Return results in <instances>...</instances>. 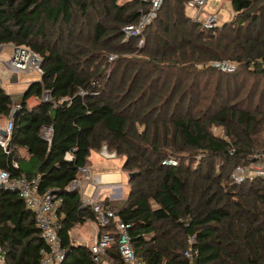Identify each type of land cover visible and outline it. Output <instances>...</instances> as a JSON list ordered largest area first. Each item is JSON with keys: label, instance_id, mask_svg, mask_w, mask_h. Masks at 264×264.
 <instances>
[{"label": "trees", "instance_id": "obj_1", "mask_svg": "<svg viewBox=\"0 0 264 264\" xmlns=\"http://www.w3.org/2000/svg\"><path fill=\"white\" fill-rule=\"evenodd\" d=\"M187 1L162 0L138 45L123 29L147 9L141 0H0V46L36 53L42 70L18 98L0 169L37 176L40 191L62 199L61 264H120L114 220L102 225L69 187L103 147L134 172L113 210L136 264H189L188 236L195 264H264V178L231 179L264 152V0H229L233 18L209 29L187 14ZM223 61L235 69L211 65ZM14 104L0 84V121ZM87 220L113 237L98 262L89 243L71 239ZM0 246L7 264H39L45 247L34 213L1 187Z\"/></svg>", "mask_w": 264, "mask_h": 264}, {"label": "built area", "instance_id": "obj_2", "mask_svg": "<svg viewBox=\"0 0 264 264\" xmlns=\"http://www.w3.org/2000/svg\"><path fill=\"white\" fill-rule=\"evenodd\" d=\"M141 1L147 5V9L141 11L135 23L126 25L123 29L126 39L139 38L138 45L143 43V30L156 16V12L162 3V0ZM206 2L207 0H188L185 8L191 11L189 16L193 21L199 22L203 28L209 29L218 25L217 21L221 15L204 11ZM11 48L12 54L6 62L8 71H0V84H2L3 80L10 82V76L13 73H16L17 77L19 74L31 73L37 74L38 77L41 76V58L36 53L23 47L11 46ZM113 58L114 56H110L111 60ZM211 65L226 72H231L236 67L235 63L228 61L214 62ZM48 99L49 95L45 94L44 100ZM17 108L18 104H14L7 121L3 125H0V146L6 154L9 153L8 143L12 130V114ZM1 131H4V133ZM50 136L51 128L43 127L42 137L49 141ZM165 163L171 165L176 164L174 160H167ZM12 165L15 168L18 167L16 162H13ZM80 173V176L70 183V189L79 191L82 205H90L102 225L108 224L110 220H114L115 226L120 234L118 243L120 264H136L134 250L128 233V225L121 221H116V211L105 208L103 201H95L90 204V200L85 196L86 182L91 178L89 168H81ZM254 177L264 178V152L255 154L247 163L236 165L231 171V179L235 183H241L244 180ZM93 181L95 183L99 182L97 177H94ZM0 187L16 191L24 200L26 207L34 213L40 237L45 243V247L40 250L41 258L39 264H61L66 256V251L61 244V237L59 236L63 215L58 212V208L62 203V199L49 191H40L37 176H27L25 174L11 176L10 172L3 169H0ZM112 241L113 237L108 233L100 234L98 230L94 233L92 239L89 241L93 261L98 262L101 257L105 256ZM187 243L188 247L184 251V257L189 264H195L197 250L193 245L194 237L188 236ZM0 264H7L6 256L1 246ZM103 264H115V261L113 259H107L103 261Z\"/></svg>", "mask_w": 264, "mask_h": 264}, {"label": "rangeland", "instance_id": "obj_3", "mask_svg": "<svg viewBox=\"0 0 264 264\" xmlns=\"http://www.w3.org/2000/svg\"><path fill=\"white\" fill-rule=\"evenodd\" d=\"M119 4H123L132 0H117ZM204 11L208 12V13H218L219 15H221L220 19L217 21L218 25H221L225 22L230 21L233 16H234V12L231 8V4L229 0H207L206 5L204 7ZM187 14L189 15L191 13V11L186 10ZM0 61L3 62V66L0 68V71H8L7 68V64L6 62L10 59V56L12 54L11 50V46L10 45H5L2 48H0ZM1 76V73H0ZM39 79L38 75L35 73H31V74H19L18 75V81L16 83H10L8 80H3L2 82V87L4 88V90L11 94L12 97L15 100V104H17L18 98L21 95V93L23 92V90L26 89V87L28 86L29 82L34 81ZM35 102V99L32 97L28 100V105L32 106ZM4 122L0 121V125H3ZM214 132L216 134H221V130L220 129H214ZM122 162L121 158H114L113 159V163L114 164H119ZM122 196L121 199H119L118 201H115V207L118 208V206L121 204L123 197L125 195H127L128 193V186L126 183L122 184ZM92 191V185H88L87 190L85 191V194H89ZM92 231H91V227L88 226V224H86V222L82 223V224H78L76 225L73 230L71 231V239L73 242H80V243H84L87 242L89 243L88 239L89 237L92 236Z\"/></svg>", "mask_w": 264, "mask_h": 264}, {"label": "crops", "instance_id": "obj_4", "mask_svg": "<svg viewBox=\"0 0 264 264\" xmlns=\"http://www.w3.org/2000/svg\"><path fill=\"white\" fill-rule=\"evenodd\" d=\"M3 46H0V48H2ZM2 64L3 62L0 61V68L3 66ZM17 81L18 77L16 82ZM113 159L103 158L100 154H97L95 152L91 153L87 165L90 171L91 178L86 182L85 191L87 190L88 185H92V191L90 192V195L85 194V196L90 200V204L95 201H103L107 199L111 203V209L116 210L117 208L115 207V201L121 199V196L123 194L122 184L126 182L127 173L122 171L121 163L114 164ZM94 177L98 178V183H95V181H93ZM125 197L126 195L123 197V200L125 199ZM85 222L89 227H91V231L93 233L92 236L88 239L90 241L94 233H96L97 228L93 222L89 220Z\"/></svg>", "mask_w": 264, "mask_h": 264}, {"label": "water", "instance_id": "obj_5", "mask_svg": "<svg viewBox=\"0 0 264 264\" xmlns=\"http://www.w3.org/2000/svg\"><path fill=\"white\" fill-rule=\"evenodd\" d=\"M17 80V75L16 73H13L11 76H10V82H16ZM16 113L17 111L15 110L12 114V118H14L16 116ZM2 133H4V131H1ZM99 154L103 157V158H106V159H113L116 157V153L115 152H108V150L103 147L101 149V151L99 152ZM134 175V172H131V173H128L127 174V177L128 178H132ZM115 216H118V212H115Z\"/></svg>", "mask_w": 264, "mask_h": 264}]
</instances>
